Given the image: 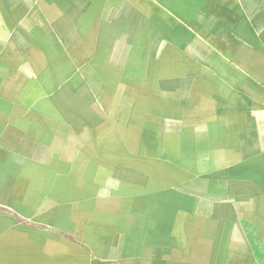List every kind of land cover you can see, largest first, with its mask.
<instances>
[{"label": "crops", "instance_id": "0c3cea01", "mask_svg": "<svg viewBox=\"0 0 264 264\" xmlns=\"http://www.w3.org/2000/svg\"><path fill=\"white\" fill-rule=\"evenodd\" d=\"M0 264H264V0H0Z\"/></svg>", "mask_w": 264, "mask_h": 264}]
</instances>
